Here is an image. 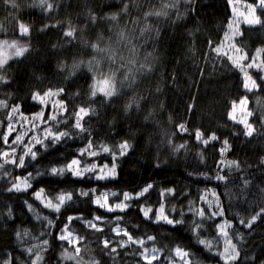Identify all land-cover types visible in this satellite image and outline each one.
I'll use <instances>...</instances> for the list:
<instances>
[{
	"label": "trees",
	"instance_id": "obj_1",
	"mask_svg": "<svg viewBox=\"0 0 264 264\" xmlns=\"http://www.w3.org/2000/svg\"><path fill=\"white\" fill-rule=\"evenodd\" d=\"M229 1L0 0V264H264V8Z\"/></svg>",
	"mask_w": 264,
	"mask_h": 264
},
{
	"label": "rangeland",
	"instance_id": "obj_2",
	"mask_svg": "<svg viewBox=\"0 0 264 264\" xmlns=\"http://www.w3.org/2000/svg\"><path fill=\"white\" fill-rule=\"evenodd\" d=\"M229 6L232 12V21L234 23L255 25L259 21V18L256 13V9L264 8V0H258L255 4H248V3L238 1V0H230ZM4 52H6L7 56L15 54V51L13 50L10 51L8 47L3 44L0 46V53L3 54ZM244 80H245V85L247 88L253 87V84L247 75L244 76ZM98 87L100 89H103V83L98 84ZM4 114H5V108H3L2 111H0V117L3 116ZM230 118L236 121L237 123H240L241 125H243L246 128L248 134L252 132L251 127L248 122L249 111H248V100L247 99L244 98L232 106V109L230 111ZM117 233H120V231L117 230ZM61 235L67 236V240L65 241L68 242L69 244H75L77 242V237L69 235L67 231H64ZM227 250L229 251V247H227ZM159 254L160 252H158L155 249L143 248V251H142V257L144 260H147V261H152L156 259L159 256Z\"/></svg>",
	"mask_w": 264,
	"mask_h": 264
},
{
	"label": "snow or ice",
	"instance_id": "obj_3",
	"mask_svg": "<svg viewBox=\"0 0 264 264\" xmlns=\"http://www.w3.org/2000/svg\"><path fill=\"white\" fill-rule=\"evenodd\" d=\"M7 140H8V137L5 136V137H4V142L7 143ZM37 144H39V142H37ZM33 147H35V145H34ZM8 154H9V153L5 152V153H3V156L5 157V156H7ZM25 155L27 156V153H25ZM36 155H37V153H36V152H33V153L31 154V158L34 160V159L36 158ZM80 155H82V153H81ZM9 163L16 164L17 161H16L15 159H13V160L9 161ZM72 163H73V162L71 161V162H70L66 167H64V168H59V169H57V168H52V169H51V174H52V175H63L65 171H69V172H71V164H72ZM75 163H76L77 167L80 166V160L76 159V160H75ZM2 166H3V165L0 164V167H2ZM19 167H24V162H23V160L20 161V163H19ZM30 175H31V173L28 174V176H30ZM25 178H27V177H25ZM96 178H97V179H102V177H99V176L96 177ZM29 187H31V184H30V183L27 185V187H25V188H21V189H18V190H24V191H26ZM14 188H15V186H14ZM145 191H147V189H145ZM42 193H43V190L41 189L39 192H36V193H35V197H36L37 199H41V197H42ZM136 198H139V197L137 196ZM60 199L62 200V199H63V196H61ZM93 203H95V204H97V205L100 206L99 201H94ZM45 206H46V207L49 206L48 201L46 202ZM107 210H108V211H114V209L111 208V206H109V208H108ZM55 211H56V212H59V208H56ZM120 211L122 212V211H124V209L121 208ZM141 211L143 212L144 217L147 218V217L149 216V213L152 212V209H151V208H148L147 211H145L144 209H141ZM158 218H159V217H158ZM73 219H80V217H69L68 220L66 221V226H65V227H67V224H69ZM165 219H166V218H165ZM168 223H172V221L169 220ZM69 235H70V233H69ZM125 235H128V234L125 233ZM58 239L67 240V236L60 235V236L58 237ZM103 243H104L105 247H108V241H107V240H105ZM200 243L203 244V245H205V247H207L208 249H211V247H212V244H211L210 241H209L207 244H205L204 241H201ZM176 251H177V253L180 255V258H181L182 260H184L185 257L187 256V253L183 252L182 249H179V248H178ZM217 255H219V253H217ZM146 258H147V257H146ZM153 258H154V257H153ZM223 261H224V264H229V261H228V258H227V254L224 255V257H223Z\"/></svg>",
	"mask_w": 264,
	"mask_h": 264
}]
</instances>
